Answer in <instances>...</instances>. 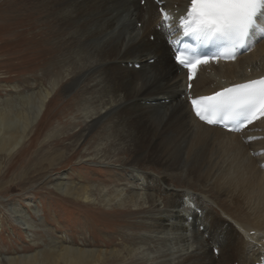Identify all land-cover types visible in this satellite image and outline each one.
Here are the masks:
<instances>
[{"label": "bare ground", "instance_id": "bare-ground-1", "mask_svg": "<svg viewBox=\"0 0 264 264\" xmlns=\"http://www.w3.org/2000/svg\"><path fill=\"white\" fill-rule=\"evenodd\" d=\"M45 1L52 5L60 25L57 27L67 37L58 38L59 44L53 49L59 55L65 48L69 52V78L66 75L64 88L69 95L80 88L83 112L81 121L73 124L79 130L69 136L71 142L58 156L48 161L44 172L59 171L64 164L61 157H74L72 150L82 145L86 148L85 164L100 166L106 173L105 177H85L87 173L71 172L64 174L65 178L55 176L46 185L66 200L103 210H131L126 216L135 221L124 228H132L138 238L126 234L124 251L109 253L52 238L46 245L50 247L7 257L0 264H149L156 259H161L158 264H254L264 250V173L259 166L264 159L250 157L249 149H264V141L246 146L237 135L207 127L192 116L187 101L182 99L185 72H180L173 63L165 41L156 31V5L148 1L142 7L140 0ZM165 1L170 10L186 2ZM150 36L155 37L154 41ZM155 58L157 61L150 65L148 61ZM136 63L142 65L140 70L130 68ZM260 76H264V41L249 56L215 71L214 79L209 80L201 73L193 92L213 93L223 86L222 78L227 85ZM214 83L217 84L214 89L205 88ZM54 85L31 96L24 94L5 100L4 106H0L3 179L8 174L3 173L6 161L28 141L31 143L39 131L35 128L54 93ZM61 131L64 129L55 136L64 134ZM51 138H46L44 147L53 141ZM126 174L125 179L122 175ZM183 176L194 189L198 186L203 192L215 190L235 209L224 208L210 197L222 208L224 216H221L191 189L172 188V181ZM127 184L128 190L121 189ZM191 202L203 211L201 216ZM27 206L41 218L37 219L39 222L43 220V210L36 203L28 201ZM11 211L15 222L23 225L30 240L36 243V220L29 210L14 206ZM145 231L154 236L143 235ZM251 232L256 235H250ZM114 243L110 240L106 246L111 248ZM212 245L220 248L218 256L213 254ZM261 246L263 249L258 251Z\"/></svg>", "mask_w": 264, "mask_h": 264}, {"label": "rangeland", "instance_id": "rangeland-1", "mask_svg": "<svg viewBox=\"0 0 264 264\" xmlns=\"http://www.w3.org/2000/svg\"><path fill=\"white\" fill-rule=\"evenodd\" d=\"M4 1L9 0H0V106H4L5 100L21 98L20 96L24 94L31 96L42 89L49 90L53 88L52 85L55 83H59V86L54 85L56 87L54 93L47 104L41 121L35 128L36 131L39 130L36 136L31 143L28 141L23 149L6 161L3 173L8 171L7 177L3 179L4 175H0V260L36 253L40 251L39 249L49 245L54 240L52 238L58 239L59 242L70 240L71 244L76 242L77 244L74 245L79 247L86 244L91 249L95 247L108 253L112 250L123 252L127 245L123 242L126 234L138 238L133 234L132 228H124L126 225H130V222L135 221V218L126 216L131 210H127V212L103 210L79 201L66 200L46 185L47 182L56 177L65 178L64 174H71V172L76 175L87 173L85 177H105L106 175L104 168L85 164L87 159L86 148L82 145L72 150L75 154L74 157L69 155L61 157L64 159V164L59 171L48 169V173L44 172L48 161L57 157L58 152L71 142L69 136L79 130L80 127L75 128L73 124L75 121H81V111L83 112V99L79 94L80 88L72 92L71 95L64 88L69 78L67 75L69 71L68 49L65 48L60 51V55L54 53L53 50L59 44L58 38L65 37L67 39L65 32L61 27H57L60 26L59 22L56 20L52 5L48 1L26 0L24 4L22 3L25 0H11V3L7 4ZM37 4L42 5V7ZM140 24L138 23V28ZM51 57L53 58L51 59ZM61 129H64L61 131L64 134L55 136ZM50 136H52L53 141L44 147L46 138ZM42 146L43 148H41ZM114 164L115 161L110 163L112 166ZM150 170L147 169V171ZM122 177L126 179L128 175H122ZM184 178L185 176L180 178L181 180L175 178L177 181L175 179L172 181L174 185L172 188L191 189L196 195L206 200L211 209L221 216H224L222 208L214 204L210 197L217 200L219 205L224 208L226 206L235 207L234 204L230 205L221 194L216 195V191L210 190L208 185L206 187L209 190L203 192L198 186H195L194 189V186H190V183H187L186 178ZM183 180L184 182H181ZM127 186L128 184L121 189L128 190ZM162 196H165V191L162 192ZM28 201L36 203L37 207L43 210L41 213L42 221L39 222L38 220L41 218L37 217L32 209L27 206ZM14 206L19 210H29L32 218L36 220L37 228L34 232L36 243L30 240L24 226L15 222L11 211V207ZM153 234L148 231L143 233L147 236ZM110 240H114L115 243L113 247L108 248L106 243ZM86 241L90 242L91 246H88ZM37 243L40 245L34 247L33 244ZM160 260L156 259L149 264L161 263ZM98 264L105 263L100 262ZM130 264L144 263L130 262Z\"/></svg>", "mask_w": 264, "mask_h": 264}, {"label": "snow or ice", "instance_id": "snow-or-ice-1", "mask_svg": "<svg viewBox=\"0 0 264 264\" xmlns=\"http://www.w3.org/2000/svg\"><path fill=\"white\" fill-rule=\"evenodd\" d=\"M262 8L264 0H189L186 14L179 17L178 32L183 37L193 38L197 42L196 46L201 41L207 42L215 36H222L228 41L227 52L231 53L224 55V58L234 59L236 47L244 42ZM160 14L165 23L170 19L163 9ZM170 43L183 44V49H176L175 61L189 70L190 80L198 65L209 62L208 58L189 55V51L194 48L182 43V39ZM191 108L200 121L209 125L227 126L232 123L240 126L245 122L251 123L257 117H264V77L224 88L212 95L192 98ZM240 116L243 119L233 123Z\"/></svg>", "mask_w": 264, "mask_h": 264}]
</instances>
